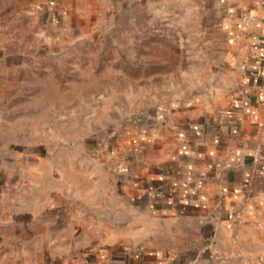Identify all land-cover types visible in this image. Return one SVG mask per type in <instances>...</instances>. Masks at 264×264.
Instances as JSON below:
<instances>
[{"label":"crops","instance_id":"0c3cea01","mask_svg":"<svg viewBox=\"0 0 264 264\" xmlns=\"http://www.w3.org/2000/svg\"><path fill=\"white\" fill-rule=\"evenodd\" d=\"M161 1H194L208 89L126 128L118 163L70 181V209H7L0 264H262L264 0Z\"/></svg>","mask_w":264,"mask_h":264},{"label":"rangeland","instance_id":"374dc122","mask_svg":"<svg viewBox=\"0 0 264 264\" xmlns=\"http://www.w3.org/2000/svg\"><path fill=\"white\" fill-rule=\"evenodd\" d=\"M197 16L194 1L0 0V220L70 209V181L118 163L126 128L208 89Z\"/></svg>","mask_w":264,"mask_h":264},{"label":"built area","instance_id":"2783aa9c","mask_svg":"<svg viewBox=\"0 0 264 264\" xmlns=\"http://www.w3.org/2000/svg\"><path fill=\"white\" fill-rule=\"evenodd\" d=\"M249 20H250V17H243V21H242L243 25L245 26V25L249 22ZM215 259H216V260H219V261H221V262H225V261H226V257H225V256H222V255H217V256L215 257ZM258 261H259L260 263L264 264V255H260V256L258 257Z\"/></svg>","mask_w":264,"mask_h":264}]
</instances>
